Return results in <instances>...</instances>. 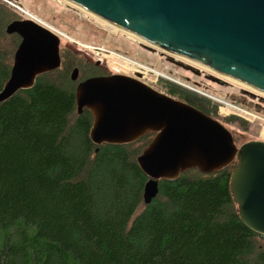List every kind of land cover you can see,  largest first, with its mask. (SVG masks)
<instances>
[{"label": "trees", "instance_id": "1", "mask_svg": "<svg viewBox=\"0 0 264 264\" xmlns=\"http://www.w3.org/2000/svg\"><path fill=\"white\" fill-rule=\"evenodd\" d=\"M17 19L0 0V91L21 42L6 32ZM81 55L61 48L59 68L0 103V264H264V235L243 222L231 192L236 160L160 180L144 202L149 177L137 157L155 133L92 141L93 114L78 112L77 85L110 73ZM164 82L169 95L220 117L210 98Z\"/></svg>", "mask_w": 264, "mask_h": 264}, {"label": "water", "instance_id": "2", "mask_svg": "<svg viewBox=\"0 0 264 264\" xmlns=\"http://www.w3.org/2000/svg\"><path fill=\"white\" fill-rule=\"evenodd\" d=\"M68 1L152 45L264 92V0ZM6 32L19 35L21 42L0 103L62 64L61 37L48 27L17 19ZM79 73L75 67L71 79L78 80ZM76 101L80 114L85 108L93 114L90 136L97 145L129 144L155 133L137 157L149 177L146 204L158 196L160 180L177 179L195 168L216 173L236 160L230 180L234 201L243 222L264 235V140L238 145L220 120L124 74L80 81Z\"/></svg>", "mask_w": 264, "mask_h": 264}, {"label": "rangeland", "instance_id": "3", "mask_svg": "<svg viewBox=\"0 0 264 264\" xmlns=\"http://www.w3.org/2000/svg\"><path fill=\"white\" fill-rule=\"evenodd\" d=\"M22 8L34 15L44 25L52 27L62 33L61 48L67 47L85 56L93 63L99 65L107 73H111L106 62L101 61L105 53L98 52L97 48H103L107 53L116 52L126 55L142 63L154 66L156 69L177 77L183 84L200 88L199 91L210 97H217L233 104L245 105L248 109L264 116V99H253L248 94L249 90H254L249 86L234 82L220 75L204 65H198L185 57L168 53L164 49L153 46L134 33L116 28L112 23L103 20L101 17L83 9L82 7L68 0H17ZM11 6V5H10ZM21 18H32L18 7L11 6ZM134 34V35H133ZM155 47L156 49H152ZM183 58V59H181ZM181 61L190 63L201 69L205 75L197 76L195 72L181 66ZM71 72V71H70ZM82 74V72H81ZM164 81H159L155 86L157 90L167 93ZM200 84V85H198ZM205 85V86H203ZM198 90V89H196ZM168 94V93H167ZM216 102V101H215ZM219 104V102H216ZM219 119L234 135L236 143L240 145L248 139H259L260 121L249 122L238 117L237 123H230L219 113Z\"/></svg>", "mask_w": 264, "mask_h": 264}, {"label": "built area", "instance_id": "4", "mask_svg": "<svg viewBox=\"0 0 264 264\" xmlns=\"http://www.w3.org/2000/svg\"><path fill=\"white\" fill-rule=\"evenodd\" d=\"M4 2H6L8 5H11L13 7H18L21 11H23L24 13H26L27 15H29L30 19L44 25V23L40 20H38L34 15L30 14L28 11H26L25 9L22 8L21 4L18 3L17 0H3ZM46 26V25H44ZM48 27V26H46ZM49 29H51L52 31H54L55 33H57L61 38H62V33L52 27H48ZM97 53L100 52V49L103 48H97ZM104 50V49H103ZM105 52V55H103L102 53H98V54H102L103 57H100L98 59H100L103 62H106L108 69L110 72L112 73H117V74H124V75H128V76H132L135 78H138L139 80L143 81L144 83L150 85V86H155L159 83V81H170L172 83L181 85L185 88H188L190 90H193L195 92H198L208 98H210L212 101H216L219 102L218 105V113L219 115H221L222 117H230V116H238L241 117L249 122H254L256 120L260 121V136L259 138L264 140V116H260V114L256 113L255 111L248 109L245 105H241V104H233L231 102H226L222 99H219L217 97L213 98L210 97L208 95L203 94V92L199 91L200 88H195V87H190L187 86L185 84L182 83V81H180L177 77L175 76H170L167 73L156 69L154 66L142 63L140 61H137L135 59H132L126 55H121L119 53L116 52ZM140 75V76H139ZM165 83V82H162ZM200 85V84H198ZM205 86V85H203ZM198 89V90H196ZM248 94L251 95V97L257 100L260 99H264V93H261L259 91L256 90H249ZM215 102V103H216Z\"/></svg>", "mask_w": 264, "mask_h": 264}, {"label": "bare ground", "instance_id": "5", "mask_svg": "<svg viewBox=\"0 0 264 264\" xmlns=\"http://www.w3.org/2000/svg\"><path fill=\"white\" fill-rule=\"evenodd\" d=\"M104 20V19H103ZM111 23V22H110ZM113 24V23H112ZM114 26H116V28H118L119 30H120V27L119 26H117V25H115V24H113ZM131 34H132V32H130ZM134 35V34H133ZM141 38V37H140ZM144 39L143 38H141V41H143ZM145 41V40H144ZM153 46H155V47H158V48H160L159 46H157V45H153ZM162 49V48H161ZM100 51L101 52H103V53H105L104 52V50L103 49H100ZM168 53H171V52H168ZM171 54H174V53H171ZM176 55H178V54H176ZM181 57V55H179V58ZM182 57H184V56H182ZM181 59H183V58H181ZM188 60H190V61H192L193 63H196V64H198V65H204V64H201L200 62H197V61H195V60H191L190 58H187ZM206 68H208V69H212L211 67H209V66H206V65H204ZM213 70V69H212ZM218 73H220V72H218ZM220 75H222L223 77H225V78H227V79H230V80H232V81H234V82H239L240 84H244V85H246V86H249V87H251L252 89H254V90H256L255 88H253L252 86H250V85H248V84H245V83H243L242 81H240V80H238V79H236V78H233V77H230V76H228V75H225V74H223V73H220ZM256 91H259V90H256ZM259 92H261V93H264V92H262V91H259Z\"/></svg>", "mask_w": 264, "mask_h": 264}, {"label": "flooded vegetation", "instance_id": "6", "mask_svg": "<svg viewBox=\"0 0 264 264\" xmlns=\"http://www.w3.org/2000/svg\"><path fill=\"white\" fill-rule=\"evenodd\" d=\"M181 66L185 67L188 70H191V71L195 72V74H197V76H199V77H201L202 75H205L201 69L197 68L196 66H194V65H192L190 63L182 62ZM78 79H79V77H78Z\"/></svg>", "mask_w": 264, "mask_h": 264}]
</instances>
